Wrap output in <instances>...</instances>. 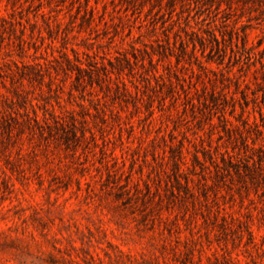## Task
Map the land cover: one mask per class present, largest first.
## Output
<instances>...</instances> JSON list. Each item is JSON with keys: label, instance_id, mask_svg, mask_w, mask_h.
<instances>
[{"label": "rangeland", "instance_id": "obj_1", "mask_svg": "<svg viewBox=\"0 0 264 264\" xmlns=\"http://www.w3.org/2000/svg\"><path fill=\"white\" fill-rule=\"evenodd\" d=\"M0 264H264V0H0Z\"/></svg>", "mask_w": 264, "mask_h": 264}, {"label": "trees", "instance_id": "obj_2", "mask_svg": "<svg viewBox=\"0 0 264 264\" xmlns=\"http://www.w3.org/2000/svg\"><path fill=\"white\" fill-rule=\"evenodd\" d=\"M87 2H88V0H86ZM127 3L129 2V3H131V2H134V0H125ZM87 6H89L88 4H87ZM89 11H91V13H92V15H91V17L93 18V15H94V8H91V7H89V9H88Z\"/></svg>", "mask_w": 264, "mask_h": 264}]
</instances>
